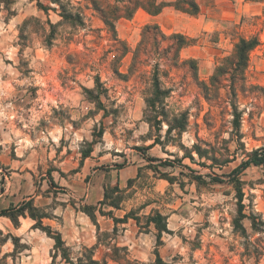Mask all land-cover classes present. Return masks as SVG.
<instances>
[{
    "label": "rangeland",
    "instance_id": "obj_1",
    "mask_svg": "<svg viewBox=\"0 0 264 264\" xmlns=\"http://www.w3.org/2000/svg\"><path fill=\"white\" fill-rule=\"evenodd\" d=\"M59 1L80 24L63 19L50 0H38L47 13L37 0H0V210L31 201L47 217L42 225L61 231L74 264L91 251L98 264H155V249L164 264H264V165L232 174L248 153L264 148V0H196L195 16L170 6L157 16L139 9L115 22L117 43L90 2L106 7L114 0ZM145 26L151 29L143 40ZM172 34L188 41L176 66ZM252 36L259 45L244 88L236 87L237 144L228 82L209 102L202 84L240 37ZM157 62L160 84L170 90L167 121L187 114L180 136L169 134L166 122L150 127L143 115ZM128 167L137 168L135 178H127ZM114 187L120 209L134 212L137 232L148 236L135 239L133 221L131 233L121 224L115 232L97 230L82 213L85 205L115 213L98 204ZM153 211L167 217L169 231L158 247L153 226L144 225ZM35 223L20 216L14 226L0 217V264H70Z\"/></svg>",
    "mask_w": 264,
    "mask_h": 264
},
{
    "label": "trees",
    "instance_id": "obj_2",
    "mask_svg": "<svg viewBox=\"0 0 264 264\" xmlns=\"http://www.w3.org/2000/svg\"><path fill=\"white\" fill-rule=\"evenodd\" d=\"M93 9L99 14V18L105 27L112 33V41L115 43L119 42L116 33L114 24L116 21L120 19H130L135 11L141 9L145 13L150 16H157L159 15L165 7H172L175 10L188 14L190 16H195L199 12V6L196 0H114L112 4L106 5L103 7L99 5L96 1H90ZM50 3L57 4L60 11L61 17L66 20H72L74 17L77 19V22L80 24L81 19L78 15L74 17L67 13L64 10L63 5L60 3L59 0H50ZM37 6L43 12L47 13L49 7H45L41 5V3L37 0ZM152 28L157 30V26L154 25ZM151 29V26H145L142 39L147 38V33ZM158 33L160 37L164 39L165 35L162 34L159 30ZM174 43L168 46V49H173V66L178 64V53L181 48L187 45V39L179 34H172L169 37ZM141 45V44H140ZM139 45V48H140ZM259 45V40L256 36H252L249 38L240 37L236 43H234L233 51L230 56L224 58L219 65H217L214 69L213 74L209 78V85L202 84V91L204 93V99L206 101H210V96L213 91L218 92L220 88H226V82H228V93H227V106L231 109V132L230 137L231 140H235L237 144H241L240 140L242 139L241 134V117L242 111L238 110L237 105V94H236V87L240 83L244 88V80H245V71L249 64V56L250 53ZM139 48L134 53L136 57L139 52ZM189 64L192 66V69L195 71V63L193 60L188 61ZM160 64L157 62L153 66L152 70V78H151V94L144 100L145 108L143 111V115L145 118L146 123L150 127H158L162 124V122H166L167 124V132L171 134L175 132V135L180 136L186 129L187 126V114L180 113L178 116H175L171 119V122H168L167 114L165 111V104L164 101L167 98L170 90L164 89L159 80L158 72H159ZM194 79L196 78V74L194 73ZM156 142V141H155ZM193 151L197 154L198 158L201 159L202 150L198 147H193ZM189 160L191 162L194 161L191 155H188ZM148 162H158L159 160L156 158L146 157ZM213 163H216L217 160L212 158ZM164 165H169V163H164ZM264 165V148H259L256 150L251 151L246 155V159L240 163V165L232 171V174L237 177L240 173L244 170L249 168L250 166H259ZM171 166V165H169ZM181 168L186 169L189 173L193 174L195 171L191 170L189 167L184 165H179ZM203 166V165H202ZM217 180V179H216ZM121 190L118 187H114L112 189H104L103 190V200L99 202V205L107 204L110 208L113 209H120L121 198L118 197V194ZM113 194H116V197H112ZM108 202V203H105ZM98 211L100 216H105L110 218L114 223L113 232L116 231V225L127 223L129 219L135 222L137 227L140 226L139 217L134 214V212L130 211L123 215L121 219L115 218L112 216L111 211L108 213H104L103 209H96L92 206L85 205L82 208V213H84L96 229H99V226L96 222L95 212ZM26 217L28 216L30 219L35 221L36 223L33 225L34 228H38L41 231L45 232L46 235L54 241V249L58 253L61 254L63 260L67 263L74 264L70 261L68 249L65 248V242L63 241L61 235L57 231H52L50 227L43 226L42 220L47 218L45 215H38L36 213V209L32 206L31 201L22 203L20 206L0 210V217L8 218L14 226L18 225V217ZM144 225L146 228H149L151 225L153 226L154 230L156 231V247L161 244V236L163 233H168L167 228V217L162 215L159 211H153L150 215L145 218ZM140 228V227H139ZM242 230V229H241ZM155 249V264H164ZM85 251H87L85 249ZM117 249H115V252ZM116 255V254H115ZM93 252L91 251L90 254L84 256L85 263L84 264H98V261L94 260ZM78 264H83L81 259H77Z\"/></svg>",
    "mask_w": 264,
    "mask_h": 264
},
{
    "label": "crops",
    "instance_id": "obj_3",
    "mask_svg": "<svg viewBox=\"0 0 264 264\" xmlns=\"http://www.w3.org/2000/svg\"><path fill=\"white\" fill-rule=\"evenodd\" d=\"M127 169H131V172H130V174H129V176L127 178L128 179L135 178V176L137 174V168H134L133 169V168L128 167ZM109 209H113V208H109ZM113 210H115L114 211L115 213H113L112 216H114L115 218H118V219H121L123 217V215L127 212V211H124V210H121V209H113ZM118 212H121V214L118 215ZM96 221H97V224L99 226V230L100 231H105V232H111V231H113V229H114V223H113V221L110 218L99 215ZM131 221H133V220L129 219L127 221V223H122L121 224L122 226H124V228L126 226L129 227V229H124L123 230L124 233H131L132 232V228L130 227V225H131L130 222ZM133 223H134V226L133 227L136 228V233H135V236H134L135 239H141V238H143L145 236H148L146 233L137 232L138 227L135 225V222L134 221H133ZM117 225H119V224H117ZM150 229H151V227H150ZM150 229H149V232H147V233L149 234V236H151V240H152L155 236L153 235V232ZM58 232L60 233V235L62 237L61 231L59 230ZM73 238H75V240L78 241V242H80L79 240H82V238L79 237V236H76V237H73ZM63 241H64V239H63Z\"/></svg>",
    "mask_w": 264,
    "mask_h": 264
}]
</instances>
